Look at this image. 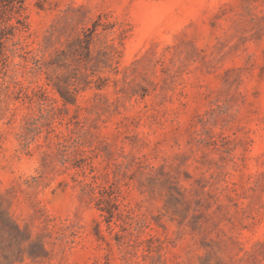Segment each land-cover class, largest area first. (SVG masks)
Masks as SVG:
<instances>
[{
	"label": "rangeland",
	"instance_id": "obj_1",
	"mask_svg": "<svg viewBox=\"0 0 264 264\" xmlns=\"http://www.w3.org/2000/svg\"><path fill=\"white\" fill-rule=\"evenodd\" d=\"M23 1L0 62V264H264V0ZM95 26L90 62L49 71L79 90L64 106L34 59Z\"/></svg>",
	"mask_w": 264,
	"mask_h": 264
},
{
	"label": "trees",
	"instance_id": "obj_2",
	"mask_svg": "<svg viewBox=\"0 0 264 264\" xmlns=\"http://www.w3.org/2000/svg\"><path fill=\"white\" fill-rule=\"evenodd\" d=\"M26 7L23 0H0V62H3V66H7L8 57L5 54L6 44L12 41L18 33L23 32L27 28V17H25ZM97 26L92 34H85L84 38L77 37L75 40L68 42L65 49L58 50L55 56L47 62H42V60L34 59L35 70L37 72H44L47 75V84L53 85L57 92L60 94L64 106L76 105L77 95L79 93L78 89L72 90L70 87L74 85L71 83L70 78L66 82L62 81L61 77L57 80L52 76L49 71L54 65H58L61 69H68L71 67L69 61L71 59H76V61H82L88 63L92 60V44L93 35L96 32ZM74 61V60H73ZM3 69V67H2ZM75 71L81 72L80 66L74 68ZM1 73V69H0ZM82 73V72H81ZM95 72H92L94 75ZM86 79L87 85H91L93 82L89 80L90 75L83 74ZM65 77V75H62ZM100 85H96V89L102 90L105 87L107 79L98 77ZM43 89L40 88V91ZM84 91L86 88L83 89ZM30 100L32 98L28 96ZM75 160L79 159L80 162L87 164L90 167L93 179H95L94 185H87L90 187V193L94 195L92 198L98 209L102 212L108 213L109 217L113 219L116 215L121 216V213H116L119 207L117 204L118 195L113 185L106 186L102 183H98V179L102 177L101 174H97V169L93 164V157L97 155L95 149L86 151L82 148V144L76 146L75 149ZM19 229V226L16 225Z\"/></svg>",
	"mask_w": 264,
	"mask_h": 264
}]
</instances>
